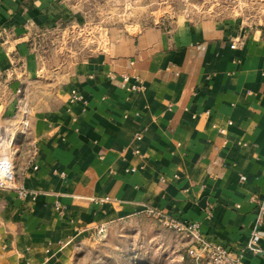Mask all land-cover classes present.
<instances>
[{"label": "crops", "instance_id": "0c3cea01", "mask_svg": "<svg viewBox=\"0 0 264 264\" xmlns=\"http://www.w3.org/2000/svg\"><path fill=\"white\" fill-rule=\"evenodd\" d=\"M79 12L71 0H0V158L19 171L27 140L38 146V170L17 178L35 199L0 190V264H72L78 238L147 208L243 246L264 199L261 31L206 18L109 27L103 47L78 62L44 49L81 23ZM123 74L138 78L137 91ZM73 91L80 99L70 102Z\"/></svg>", "mask_w": 264, "mask_h": 264}, {"label": "rangeland", "instance_id": "374dc122", "mask_svg": "<svg viewBox=\"0 0 264 264\" xmlns=\"http://www.w3.org/2000/svg\"><path fill=\"white\" fill-rule=\"evenodd\" d=\"M82 17L80 24L61 28L46 40L44 49L74 62L103 47L105 30H134L179 21L213 19L264 36V0H71ZM48 44V46H46ZM46 46V47H45ZM1 135V134H0ZM5 137L0 136V153ZM6 143V142H5ZM7 147V143H6ZM1 157V156H0ZM184 241L150 216H137L90 230L73 246L72 264H187ZM185 248V247H184ZM186 249V248H185ZM189 262V261H188Z\"/></svg>", "mask_w": 264, "mask_h": 264}, {"label": "built area", "instance_id": "2783aa9c", "mask_svg": "<svg viewBox=\"0 0 264 264\" xmlns=\"http://www.w3.org/2000/svg\"><path fill=\"white\" fill-rule=\"evenodd\" d=\"M243 39L242 35L235 36L231 40L230 48L234 49ZM122 81L129 84V91H137L139 89V80L136 77H131L123 74ZM133 81L130 84V81ZM80 99L76 92H72L70 102H75ZM19 134L26 136L28 133V122L22 119L19 123ZM223 133V130H220ZM139 139V137H137ZM14 141H9L11 146ZM38 146L34 139L27 140L26 158L21 169L18 171L15 165L14 157L0 158V190H11L15 193L16 198L20 201L26 199L34 200L36 194L27 190L22 185L17 183L18 177H26L32 172L38 170L37 165ZM107 200V198H105ZM55 210L62 215L64 207L60 204H55ZM264 213V199L260 202L258 212L251 228L249 237L246 243L237 249L230 250L219 243L208 241L200 232L199 225L193 222L179 221L170 217L166 212L154 210L152 208L145 209V214L156 219L165 228L184 236L188 240V247L185 250V257L188 259L187 264H245V254L256 255L264 258V249L261 248L259 238L262 226V215Z\"/></svg>", "mask_w": 264, "mask_h": 264}, {"label": "trees", "instance_id": "16d2710c", "mask_svg": "<svg viewBox=\"0 0 264 264\" xmlns=\"http://www.w3.org/2000/svg\"><path fill=\"white\" fill-rule=\"evenodd\" d=\"M186 260H187V263H188V259L186 258Z\"/></svg>", "mask_w": 264, "mask_h": 264}]
</instances>
